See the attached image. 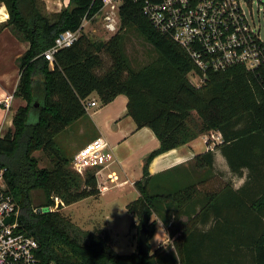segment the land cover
Returning <instances> with one entry per match:
<instances>
[{
  "label": "trees",
  "instance_id": "1",
  "mask_svg": "<svg viewBox=\"0 0 264 264\" xmlns=\"http://www.w3.org/2000/svg\"><path fill=\"white\" fill-rule=\"evenodd\" d=\"M147 1L157 4L162 0H124L119 32L105 42H96L84 32L83 24L100 16L102 0H70L67 8L50 15L41 0H0L9 13L0 32L9 29L18 40L29 43L18 60L20 81L14 93L26 106L17 110L13 128L0 138V170L7 193L21 207L20 231L39 243L41 264H190L187 243L198 236L201 240L221 237L229 245L219 250L221 255L227 251L236 255L238 249L247 247L254 263L264 264V183L250 185L254 191L246 186L234 191L227 184L212 194L203 192L201 188L215 174L212 151L196 156L190 168L179 166L156 175L149 172L160 155L217 132L223 143L216 149L230 171L243 176L246 170L249 178L264 180V70L249 71L237 65L208 71L205 82L197 87L189 75L201 72L171 36L153 25L144 12ZM66 31H80V38L72 47L59 50L50 63L44 54ZM128 31H135L152 46L155 58L150 63L134 67L127 58L124 32ZM93 94L103 105L127 96L128 116L137 129H151L160 141V148L145 160L144 178L135 183L140 197L127 211L138 221L131 225L138 234L147 226L149 246L159 221L174 237V224L186 215L173 248L160 247L153 254L150 250L145 257L119 255L108 233L80 229L61 212L63 206L48 211L56 198L68 207L100 195L98 168L88 169L84 175L76 172L72 166L75 156L58 141L69 128L88 118L84 102ZM86 134L78 140H85ZM97 137L95 134L82 149ZM38 152L49 160L47 167H41L35 156ZM245 192L260 194V198L245 203L241 216L216 213L213 219L222 225L221 234H197L198 226L212 219L211 213L226 194ZM199 205L202 211L194 216L191 211Z\"/></svg>",
  "mask_w": 264,
  "mask_h": 264
},
{
  "label": "crops",
  "instance_id": "2",
  "mask_svg": "<svg viewBox=\"0 0 264 264\" xmlns=\"http://www.w3.org/2000/svg\"><path fill=\"white\" fill-rule=\"evenodd\" d=\"M41 1L45 5V13L49 15L58 13L64 8H67L70 2V0ZM8 19L9 13L6 7L0 5V26H3ZM89 23L91 22H86L85 27ZM28 49L29 43L18 40L9 29H4L0 32L1 139L13 128V119L17 110L20 107L26 106L25 101L15 97L10 109L4 108L2 102L7 96L14 95L17 90L20 81L18 60ZM88 100L91 102L95 101L97 106L93 108H98V106H100L99 109L95 111L89 109L88 118L76 123L73 128L71 127L67 130L66 134L60 136L58 138L59 144L65 149L69 148L68 152L72 154V156H75L74 154L79 152L80 149L82 150V146L90 141L95 134L98 136L97 138H104L109 144V149L104 152L102 158L96 165V168H98L96 177L100 195L94 199H100L101 196L114 189L126 191L128 187L136 191L138 199L140 193L136 189L135 183L144 178L145 160L152 152L160 148V141L151 129H137L133 119L128 116L129 99L127 96L120 95L107 105H103L97 94L91 95ZM88 131L89 133L87 135L86 133ZM85 134L87 138L83 141H79L77 136L85 137ZM63 136L65 137V141L62 138ZM204 140V136L199 137L188 145L160 155L151 163L149 172L151 175H156L179 166L190 168V162L196 156L209 152ZM212 152L215 153V174L212 180L201 188L203 192L205 191L206 193L212 194L222 190L227 184H231L234 191L241 190L245 186L248 191H254L256 188L250 185L264 183L262 179L249 178L246 170L243 176L234 175L230 171L229 165L222 153L216 149V147ZM104 187H107L106 191H103ZM259 198L260 194H252L250 192L226 194L224 200L220 202L217 209L211 213L212 219L208 223L198 226L196 231L197 234L203 235L211 231H216L221 234L220 229L222 225H217V221L213 219L216 213L221 216H241L240 213L246 209V207H244L245 203H252ZM234 202H237V204L235 205ZM79 203L71 205L69 208L75 205L78 206L80 205ZM130 203L126 205V209ZM66 207L67 206L63 207L62 210ZM201 211L202 205H199L196 207V211L193 210L191 212L196 216L200 214ZM186 221L187 216L182 215L180 221L174 224L177 229L176 231H178L180 227V222L185 223ZM158 225L162 227L166 235L163 238V245H165L163 247L173 248L175 240L181 234L176 233L177 235L171 237L167 235L169 229L166 228L162 222L159 221ZM96 226L97 223L94 222L92 226L87 228L78 227L87 232L100 231L109 234V231L104 227L93 228ZM224 246L227 247L229 245L225 243L221 237L219 240H201L198 236V238H193L187 243L188 260L190 264H255L249 248L243 246L237 250L236 255L227 251L228 256L226 253L223 254V256L219 250ZM157 248L160 247L158 246Z\"/></svg>",
  "mask_w": 264,
  "mask_h": 264
},
{
  "label": "built area",
  "instance_id": "3",
  "mask_svg": "<svg viewBox=\"0 0 264 264\" xmlns=\"http://www.w3.org/2000/svg\"><path fill=\"white\" fill-rule=\"evenodd\" d=\"M255 1L162 0L157 4L147 1L144 12L162 34L171 36L192 59L201 72H193L200 79L196 84L200 87L208 71H223L237 65L249 71L264 70V26L252 10ZM258 1L264 3V0ZM123 2L102 0L103 8L99 17H103L104 28L111 36L120 30L119 11ZM260 12L258 6V15ZM80 35V31L59 34L54 46L45 52V58L53 63L55 54L72 47ZM13 99L14 95L7 96L2 102L4 108L10 109ZM84 105L87 111L97 106L95 101L89 100ZM204 139L208 151H213L218 144L223 143L222 135L217 132L204 135ZM107 149L109 144L102 137L90 142L75 155L73 169L84 175L86 170L96 168ZM106 190L107 187H104L103 191ZM60 206L65 207L56 198L55 205L48 211H57ZM20 214V204L7 193L4 171L0 170V264H41L38 258L39 243L20 231ZM178 264H181L180 261Z\"/></svg>",
  "mask_w": 264,
  "mask_h": 264
},
{
  "label": "rangeland",
  "instance_id": "4",
  "mask_svg": "<svg viewBox=\"0 0 264 264\" xmlns=\"http://www.w3.org/2000/svg\"><path fill=\"white\" fill-rule=\"evenodd\" d=\"M258 6L261 12L258 15ZM251 9L249 8L248 11ZM252 10L255 16L260 17L261 23L264 26V3L260 4L258 0L253 3ZM86 34L96 42H105L111 38V35L104 28L103 17H98L84 28ZM125 37V52L127 58L134 67L144 66L150 63L155 58V53L150 44H148L138 33L124 32ZM106 67L110 66V62L106 59ZM194 75V76H193ZM190 75L191 82L196 85L200 82L198 76L193 73ZM98 108H89L91 111L98 110ZM76 136V135H75ZM79 137V136H77ZM63 140L65 137H62ZM79 139V138H78ZM62 140V139H61ZM65 141V140H64ZM35 156L40 159L41 167H47L49 160L41 153H35ZM126 191L114 189L100 199L89 198L83 200L80 205H75L71 208L66 207L62 210L63 214L70 218V220L77 225V227L87 228L92 224L97 223L96 227H104L109 231L112 238V248L119 255H132L138 253L139 234L138 229L131 228L133 222H138L136 218L130 215L126 209V205L131 201L137 199L136 191L130 187ZM74 205V204H73ZM43 210V209H42ZM45 211L47 209H44ZM102 224V225H101ZM176 224V223H175ZM174 225V233L176 231ZM175 233V235H177ZM167 235H170L169 232ZM165 232L160 225L156 227V233L150 241L151 254L159 247H163Z\"/></svg>",
  "mask_w": 264,
  "mask_h": 264
},
{
  "label": "water",
  "instance_id": "5",
  "mask_svg": "<svg viewBox=\"0 0 264 264\" xmlns=\"http://www.w3.org/2000/svg\"><path fill=\"white\" fill-rule=\"evenodd\" d=\"M42 211H43L42 209L39 210V212ZM149 235H150V231L148 230L146 225H143L139 233L138 253H137L141 257L150 255Z\"/></svg>",
  "mask_w": 264,
  "mask_h": 264
}]
</instances>
